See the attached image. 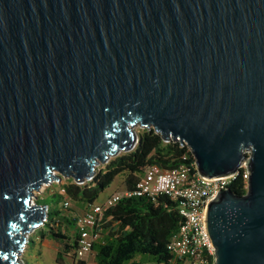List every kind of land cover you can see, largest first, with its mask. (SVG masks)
<instances>
[{
    "label": "water",
    "instance_id": "obj_1",
    "mask_svg": "<svg viewBox=\"0 0 264 264\" xmlns=\"http://www.w3.org/2000/svg\"><path fill=\"white\" fill-rule=\"evenodd\" d=\"M135 127L186 145L213 264H264V0H0V264H23L42 186L89 181ZM250 154H245V151Z\"/></svg>",
    "mask_w": 264,
    "mask_h": 264
},
{
    "label": "trees",
    "instance_id": "obj_2",
    "mask_svg": "<svg viewBox=\"0 0 264 264\" xmlns=\"http://www.w3.org/2000/svg\"><path fill=\"white\" fill-rule=\"evenodd\" d=\"M184 163H195L186 145L174 140L165 141L151 127L140 128L135 147L111 157L89 181L77 184L73 179H68L64 184H59L63 193L58 191L37 200L48 209L39 238L49 236L55 241L56 264H62V260L68 257L74 259L79 241L76 222L80 213L70 206L65 208L62 205L65 199L77 203L82 213L98 201L119 175H125L124 187L132 192L138 180L152 166L172 170ZM196 173L195 167H192L191 174ZM229 188L237 195L245 193L242 171ZM182 204V200L172 199L165 194L153 198L146 195L121 198L105 212V217L117 222V229L92 244L90 253L94 254L95 264H170L172 256L167 244L184 221L179 213ZM68 211L71 213H66ZM64 227L73 230L72 237L65 234ZM31 243L34 245L32 240ZM137 256L145 260L136 261ZM77 264L86 263L79 260Z\"/></svg>",
    "mask_w": 264,
    "mask_h": 264
},
{
    "label": "built area",
    "instance_id": "obj_3",
    "mask_svg": "<svg viewBox=\"0 0 264 264\" xmlns=\"http://www.w3.org/2000/svg\"><path fill=\"white\" fill-rule=\"evenodd\" d=\"M245 154L249 155L250 151H245ZM192 167L196 169L195 163H184L172 170H162L157 166H152L138 180L132 192L126 189L114 192L102 203H95L80 214L76 222V232L79 235L78 248L74 252L75 257L71 264H77L90 253L97 237L95 229L103 221L105 212L115 206L121 198L130 195H146L153 198L160 194L183 201L179 213L184 221L167 244V250L172 256L170 264H213L214 248L211 247L204 228L206 205L216 196L218 190L229 188L237 180L241 171L245 179L246 191L248 173L245 162L241 164L238 172L216 179H205L198 173L191 174ZM68 179L73 178L61 176L59 180L64 184ZM59 191L63 193V189ZM62 205L65 208L69 207V200L65 199ZM47 210L45 206L46 216Z\"/></svg>",
    "mask_w": 264,
    "mask_h": 264
},
{
    "label": "rangeland",
    "instance_id": "obj_4",
    "mask_svg": "<svg viewBox=\"0 0 264 264\" xmlns=\"http://www.w3.org/2000/svg\"><path fill=\"white\" fill-rule=\"evenodd\" d=\"M135 131L138 133L140 131V127H135ZM102 166L103 164H98L96 166V171L99 168H102ZM124 178V174L116 177L114 182L108 188H106L104 192L100 195L98 203H102L106 199V197L112 194L113 192L123 191L125 189L123 184ZM62 183L63 181L57 180L56 182L53 180L47 185L42 186L37 192L34 193V201L36 202L39 199H44L49 195L58 192L60 190L59 184ZM70 207L72 210H75L76 212L80 213V207L77 203L72 201L70 203ZM66 213H71V211H68ZM111 224V222L107 223L104 227V231H109L108 226H111ZM41 228L42 226L36 228L34 231L28 234V241L30 242L26 245L25 249L19 255V260L22 261L23 264H38V262H40V264H56L53 260L55 258L56 243L49 236H46L44 239H40L39 231L41 230ZM64 232L69 237H72L73 235V230H70L67 227H64ZM31 240L33 241L34 245L31 243ZM72 260V257H68L64 260V263L67 262L71 264ZM142 260H145V258L141 256L136 257V261Z\"/></svg>",
    "mask_w": 264,
    "mask_h": 264
},
{
    "label": "crops",
    "instance_id": "obj_5",
    "mask_svg": "<svg viewBox=\"0 0 264 264\" xmlns=\"http://www.w3.org/2000/svg\"><path fill=\"white\" fill-rule=\"evenodd\" d=\"M113 193H114V192H113ZM113 193H112V194H113ZM110 195H111V194H110ZM110 195H108V196H110ZM108 196H107V197H108ZM107 197H106V198H107ZM96 203H98V201H97ZM82 213H83V212H82ZM82 213L80 212V214H82ZM80 214H79V215H80ZM110 222H111L112 224H111V226H108L109 231H108V230H107V231H104V227L106 226L107 223H110ZM112 226H113V227H112ZM116 229H117V222L111 220L110 217H104L103 221H102V222L99 224V226L95 229V233H96V235H97L95 241H96L97 239H100V238L106 236L109 232H112V231H114V230H116ZM55 253H56V252H55ZM42 256H43V254H42ZM53 260H54V262H55V258H54ZM81 260L84 261L86 264H95V262H94V254H93V253H89L88 255L84 256ZM38 264H40V262H38ZM62 264H69V263H67V262L64 263V260H63V261H62Z\"/></svg>",
    "mask_w": 264,
    "mask_h": 264
}]
</instances>
